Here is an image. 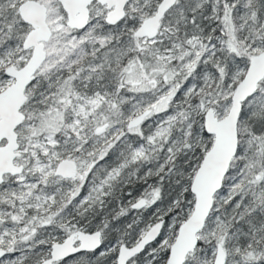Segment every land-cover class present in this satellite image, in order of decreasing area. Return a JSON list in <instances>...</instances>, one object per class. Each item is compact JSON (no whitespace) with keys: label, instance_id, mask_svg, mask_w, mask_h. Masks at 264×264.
<instances>
[{"label":"snow or ice","instance_id":"snow-or-ice-1","mask_svg":"<svg viewBox=\"0 0 264 264\" xmlns=\"http://www.w3.org/2000/svg\"><path fill=\"white\" fill-rule=\"evenodd\" d=\"M0 264H264V0H0Z\"/></svg>","mask_w":264,"mask_h":264}]
</instances>
